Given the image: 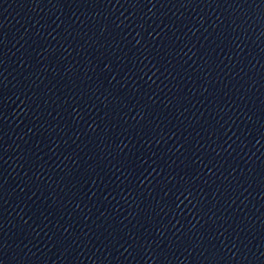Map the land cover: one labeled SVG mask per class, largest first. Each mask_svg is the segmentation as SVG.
<instances>
[{
    "label": "water",
    "instance_id": "obj_1",
    "mask_svg": "<svg viewBox=\"0 0 264 264\" xmlns=\"http://www.w3.org/2000/svg\"><path fill=\"white\" fill-rule=\"evenodd\" d=\"M0 264H264V0L0 125Z\"/></svg>",
    "mask_w": 264,
    "mask_h": 264
}]
</instances>
